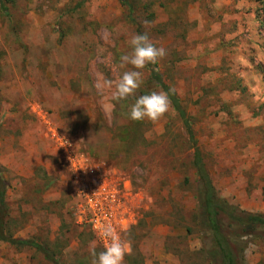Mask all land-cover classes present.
Returning a JSON list of instances; mask_svg holds the SVG:
<instances>
[{
  "label": "rangeland",
  "instance_id": "374dc122",
  "mask_svg": "<svg viewBox=\"0 0 264 264\" xmlns=\"http://www.w3.org/2000/svg\"><path fill=\"white\" fill-rule=\"evenodd\" d=\"M1 1V0H0ZM11 0L0 4V170L9 233L39 242L60 264H92L89 228L50 138L133 192L136 220L123 264H212L196 222L194 147L177 113L131 121L117 101L132 33L166 51L156 64L193 127L219 195L264 214V0ZM135 96L160 91L150 80ZM245 264H264V238H245ZM96 251L102 249L96 242ZM0 264H53L35 249L0 243Z\"/></svg>",
  "mask_w": 264,
  "mask_h": 264
},
{
  "label": "trees",
  "instance_id": "16d2710c",
  "mask_svg": "<svg viewBox=\"0 0 264 264\" xmlns=\"http://www.w3.org/2000/svg\"><path fill=\"white\" fill-rule=\"evenodd\" d=\"M6 1L1 0L4 7ZM127 5L126 0H119ZM150 80L159 90L171 89L165 83L156 65H148ZM171 106L180 118L186 134L194 147L193 167L197 176L196 222L201 233L209 238V258L212 264H245V238H264V214H254L241 210L223 199L215 188L211 175L204 163L203 155L197 147L192 123L182 107L175 91L170 93ZM9 186L0 170V243L18 249H35L45 255L53 264L59 261L39 242L31 239L14 238L9 233L10 211L7 203Z\"/></svg>",
  "mask_w": 264,
  "mask_h": 264
},
{
  "label": "built area",
  "instance_id": "2783aa9c",
  "mask_svg": "<svg viewBox=\"0 0 264 264\" xmlns=\"http://www.w3.org/2000/svg\"><path fill=\"white\" fill-rule=\"evenodd\" d=\"M50 138L61 152L62 162L70 172L80 225L89 228L102 250L107 241L99 237L98 229L101 225L111 224L125 240L127 231L136 220L130 209L133 192L126 190L109 175L106 164L95 163L69 148L59 130L50 129Z\"/></svg>",
  "mask_w": 264,
  "mask_h": 264
},
{
  "label": "clouds",
  "instance_id": "9594fccd",
  "mask_svg": "<svg viewBox=\"0 0 264 264\" xmlns=\"http://www.w3.org/2000/svg\"><path fill=\"white\" fill-rule=\"evenodd\" d=\"M130 51L120 56V67L131 66L124 71L119 79L113 81L105 79L103 87L114 88V99L117 101L135 97L130 105L127 118L131 121L160 120L171 108L170 93L152 91L136 97L137 90L144 83V69L148 65H156L166 56L162 47H157L147 33H132L127 41ZM101 240L107 241L104 249L97 253L96 242H90V252L93 257L92 264H123L128 251V243L122 239L111 224L101 225L98 229Z\"/></svg>",
  "mask_w": 264,
  "mask_h": 264
}]
</instances>
